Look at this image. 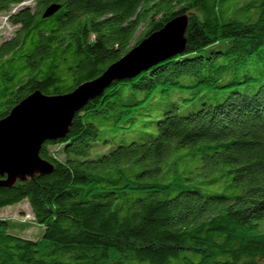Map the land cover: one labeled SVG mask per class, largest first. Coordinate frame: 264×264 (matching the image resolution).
<instances>
[{"label":"trees","instance_id":"trees-1","mask_svg":"<svg viewBox=\"0 0 264 264\" xmlns=\"http://www.w3.org/2000/svg\"><path fill=\"white\" fill-rule=\"evenodd\" d=\"M181 14L182 52L88 100L43 143L49 173L0 185V211L33 215L0 217V264H264V0H0V119Z\"/></svg>","mask_w":264,"mask_h":264},{"label":"water","instance_id":"water-1","mask_svg":"<svg viewBox=\"0 0 264 264\" xmlns=\"http://www.w3.org/2000/svg\"><path fill=\"white\" fill-rule=\"evenodd\" d=\"M59 8L52 3L43 16ZM188 16L181 14L143 37L95 79L61 95L48 96L35 90L0 119V185L49 173L53 166L42 159L40 149L47 140L63 137L74 114L88 100L99 95L112 80L133 77L185 48Z\"/></svg>","mask_w":264,"mask_h":264},{"label":"rangeland","instance_id":"rangeland-1","mask_svg":"<svg viewBox=\"0 0 264 264\" xmlns=\"http://www.w3.org/2000/svg\"><path fill=\"white\" fill-rule=\"evenodd\" d=\"M143 26H141L138 29V34L142 31ZM13 31L12 25H10L7 20L0 16V37L7 38L11 35ZM0 217H11L19 220H32L33 215L31 213L30 207L26 201L20 202L17 205H13L10 207H6L0 211ZM10 218L11 221H14ZM22 226H26V228L23 231L24 235L31 236L34 234V232L40 228L37 224H31V222H27V224H21ZM36 225V226H35ZM22 229V227H19V230ZM19 230L16 232H19Z\"/></svg>","mask_w":264,"mask_h":264},{"label":"built area","instance_id":"built-area-1","mask_svg":"<svg viewBox=\"0 0 264 264\" xmlns=\"http://www.w3.org/2000/svg\"><path fill=\"white\" fill-rule=\"evenodd\" d=\"M4 18L6 19V16Z\"/></svg>","mask_w":264,"mask_h":264},{"label":"bare ground","instance_id":"bare-ground-1","mask_svg":"<svg viewBox=\"0 0 264 264\" xmlns=\"http://www.w3.org/2000/svg\"><path fill=\"white\" fill-rule=\"evenodd\" d=\"M3 17H5V16H3Z\"/></svg>","mask_w":264,"mask_h":264}]
</instances>
